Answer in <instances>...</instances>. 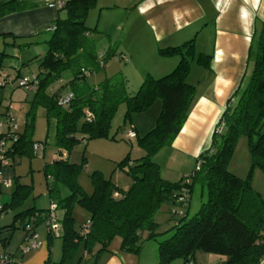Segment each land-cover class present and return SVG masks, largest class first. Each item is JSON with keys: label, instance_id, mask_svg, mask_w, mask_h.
Instances as JSON below:
<instances>
[{"label": "trees", "instance_id": "trees-1", "mask_svg": "<svg viewBox=\"0 0 264 264\" xmlns=\"http://www.w3.org/2000/svg\"><path fill=\"white\" fill-rule=\"evenodd\" d=\"M95 5L96 0H67L59 8L64 16L53 23L54 30L49 32L23 129L11 141L10 159L15 153H33L32 145L36 142L31 136L37 106L45 109L48 126L54 122L53 141L58 156L91 138L115 139L109 134L120 104L126 107L123 124L127 127L133 114L145 112L156 100L161 101V107L146 133L140 136L135 133L133 140L122 137L142 151L138 159L127 156L120 163L131 178L125 191L94 171L89 175L92 191L86 193L77 182L83 161L70 163L67 158L57 157L44 164L43 173L50 179L49 194L57 208L63 210L61 259L53 264L70 263L79 244L88 254L99 246L95 256L106 251L115 236L121 238L122 251L137 255L143 231H148L149 239L156 238L158 225L154 216L164 202L181 205L183 209L181 214L173 212L175 223L170 234L157 241V264H172L176 259L183 264L192 263L196 252L222 256L225 258L222 264H260L264 259V200L252 187L250 174L253 168L264 169V24L252 36L249 49L252 69L236 103L231 104V98L227 100L209 145L195 158L194 169L177 181H168L161 177L154 156L171 146L194 103L196 88L187 82L191 64L210 69L211 56L197 52L194 39H190L178 46L159 49L162 55H176L178 63L159 78L146 75L132 95L121 72L90 85L87 78L103 68L107 60L115 57L128 60L125 54L114 52L116 43L108 45L103 54H97L98 39L107 35L86 25L88 12ZM25 7L21 0L2 1L0 17ZM67 73L70 79L50 91ZM68 92L73 94L72 99L60 106L58 97ZM237 93L238 90L232 96ZM86 111L91 114L90 121L86 120ZM242 136L247 139L251 157V169L244 178L227 167ZM196 184L201 187L203 199L198 210L189 216V191ZM59 186L65 187L68 194L61 197ZM116 192L121 197H114ZM182 192L187 197L185 204L177 202ZM30 194L31 186L17 183L10 202L0 212L22 205ZM75 206L89 214L90 227L84 235L74 229ZM34 213V209H27L16 216L29 218Z\"/></svg>", "mask_w": 264, "mask_h": 264}, {"label": "crops", "instance_id": "crops-1", "mask_svg": "<svg viewBox=\"0 0 264 264\" xmlns=\"http://www.w3.org/2000/svg\"><path fill=\"white\" fill-rule=\"evenodd\" d=\"M2 1L5 0H0V2ZM21 1L26 5L24 9L0 17V36H6L3 41L6 40L5 44L11 46L7 48V53L16 58V61H11L9 71L4 72L1 70L2 66L0 67V80L4 76L7 78L22 76L25 73L21 72V68L26 63L36 65L30 74L37 72L39 60L46 51V40L49 38H45V27L62 17L64 12L58 8L57 4L63 5L67 0H54V3H49L47 0ZM90 11L95 12V15L97 14L94 27L107 35V38L98 39L97 54H103L108 45L116 43L114 52L125 54L128 59L124 61L126 64L123 66L119 63L122 60L116 59V57L107 60L108 63L106 61L104 67L101 68L103 73L100 74V77L92 76L101 69L92 74L91 77L94 79L92 83L89 82L91 77L87 78L90 85H97L108 75L121 71L127 79V91L132 95L146 75L159 78L170 72L178 63L179 58L176 55H162L159 49L178 46L190 39H194L197 52L211 56L210 69L196 63L191 64L187 82L196 88L195 100L187 119L171 146L163 148L168 150L166 152H168V159L171 162V167L167 169L175 171L173 167L175 164H179L176 173L181 175L180 171L185 167L187 159H195L209 145L212 131L221 111L226 107L227 100L231 98V104H235L247 81L252 69V61L249 59L252 36L257 33L261 24H264V0H96L95 7ZM110 25L116 31L113 35L108 28ZM120 25L121 30L118 31ZM134 67L141 69L136 76L132 74L133 71L131 72L130 69ZM107 68L109 72H107ZM132 76L137 85L134 88L135 84L133 86L128 85ZM4 86L7 84L0 85V88L3 87L2 90L0 89L2 95L5 92ZM9 89L11 90L12 87ZM51 90H55L54 85ZM236 90L238 93L232 96ZM13 98L14 94L12 93L10 99ZM16 100L22 101L19 97ZM8 105L3 107L5 114L6 111L10 112ZM152 106L146 111H150L151 108L155 110L158 107L160 110L161 101L156 100ZM119 107L126 109L125 104H121ZM17 108L22 109L20 103ZM0 113H2L1 110ZM139 114L141 113L132 115L130 128L140 136L152 128L158 114L154 120L151 118L144 121L134 119L135 115ZM112 127L111 122L110 129ZM126 130L127 126H122L110 135L114 136L115 139L119 138L118 135L122 138V133ZM52 132L54 134V129ZM46 142L47 139L43 143ZM11 145V142L8 143V146L11 147ZM131 145L135 153L132 160L138 159L142 156V151L135 143H131ZM61 153L64 154L65 152ZM33 154L35 153L33 152ZM11 159L13 161L15 157L13 156ZM15 164L16 160L14 161ZM44 164L45 162L43 166ZM14 165H10L8 169H5L6 172L4 171L5 177L10 179V185L0 188V211L5 205H8L12 192L16 184L19 183V175ZM168 173L171 172L168 171ZM168 173L162 174L160 167L161 177L173 181L169 180L172 178H169ZM187 174V172H183L182 177L187 176ZM12 180L13 183H11ZM111 181L124 191L131 185V182L123 185L112 177ZM65 189L59 186L61 197L66 195ZM44 197L46 199L48 197L49 206L51 202L56 204V201L49 194L48 188ZM36 203L38 200H33L32 207L30 204L25 207L24 202L18 207L7 208L0 212V254L10 256L12 258L10 264H53L61 259L62 231L58 235L49 234L45 223L40 219L41 217L31 220V217L16 216L27 209H34L35 213H40L42 216L48 209H40L39 207L42 206H37ZM74 210L75 207L73 214ZM84 211L79 212L86 214L84 215V223H86L89 220V214ZM189 211L187 209L188 214ZM56 214L61 219L63 210L56 207ZM24 223L32 225L37 235L36 240L39 242V247L30 248L28 246L25 241ZM82 226L81 224L76 226L74 223V229L77 232ZM98 248L99 246H95L93 251L88 254L84 251L82 244H79L70 263L144 264L140 252L134 255L122 251L121 238L118 236L111 240L106 251L94 256ZM224 259V257L215 254L206 255L208 264H222ZM260 264H264V259L261 260Z\"/></svg>", "mask_w": 264, "mask_h": 264}, {"label": "rangeland", "instance_id": "rangeland-1", "mask_svg": "<svg viewBox=\"0 0 264 264\" xmlns=\"http://www.w3.org/2000/svg\"><path fill=\"white\" fill-rule=\"evenodd\" d=\"M92 13V14H91ZM95 12H88V15L86 17V25L89 27H94L96 23V17L97 14H94ZM62 17L64 14L62 13ZM109 30L111 31V35L115 34V29L110 25ZM121 30V25L118 28V31ZM45 38L49 37V32H44ZM4 35L0 36V66H2L1 70L4 72L9 71L10 63L11 61H16V58L9 55L7 53V48L11 46H7L5 43L6 40L3 41ZM7 39V38H5ZM11 44V43H10ZM16 44H19L16 42ZM42 47V46H41ZM5 49V51H4ZM110 62V61H109ZM108 63V61L106 62ZM119 63L123 66L126 63L122 60L119 61ZM20 67H22V64H20ZM36 67L35 64L26 63L21 68V72L25 73L26 75L30 74V71H32ZM133 75L136 76L139 71V68H130ZM107 72H109L107 68ZM121 72V71H120ZM103 73V69L101 71L99 70L97 74H94L93 76L90 75V77H94L97 75V78L100 77V74ZM122 73V72H121ZM23 74V75H25ZM111 74V73H110ZM113 74V73H112ZM15 75V74H13ZM110 76V75H108ZM70 74H65L64 77L54 84V88H58L61 84L65 83L67 80L70 79ZM91 77L89 79V82L92 83L94 79ZM128 85L136 87V80L131 77ZM127 80V79H126ZM9 87H12L10 90ZM5 92L4 94H0V110L2 113H0V121L4 124L2 129H5V121H6V115L3 107L5 108L6 104H9L7 107L10 109L11 115L14 117L16 124L18 125V130L22 131V128L24 126L26 112L29 109V102L31 101L33 97V91L31 90H25L24 88L18 86L13 80L10 83H7V86H4ZM1 90L3 87L0 88ZM14 94V98L11 100L10 96L11 94ZM21 98L22 101L19 102L16 99ZM24 100L25 103H22ZM19 103L21 104V110L17 107L19 106ZM121 105V104H120ZM153 107V106H152ZM24 109V111H23ZM156 110V111H155ZM151 108L150 111L142 112L139 115H135L134 119L136 120H146V119H153L155 118L156 114L159 112V107L157 109ZM7 112V111H6ZM125 109L122 107H117V110L115 111V115L113 117V127L110 129V133L113 134V132L119 128L124 126L123 124V116H124ZM34 128L32 133V140H38L35 142H39V148L38 151L35 154H18L15 153L14 157L15 159L10 160L9 165H14V161L16 160V164L14 165L17 169V174L19 175V184L20 185H28L31 186V195L25 200V207L30 204V207L33 205V200H38L37 206L40 209H49V203H48V197L47 199L44 197L46 195V186L47 182H50L49 178H46L42 167L43 163H50L52 160V157L55 153H57V149L53 144V129H54V122H51V125L48 126L47 120L45 117V109L42 106H37L35 108V115H34ZM130 127H127V130ZM126 130V131H127ZM120 134V133H119ZM110 135V134H109ZM123 135V133H122ZM111 136V135H110ZM119 138L116 139H110V138H91L86 141V143H78L77 145L73 146V148L69 151H61L65 152L64 156L67 158V160L70 163H82L84 162L83 171L78 175L77 182L79 186L87 193H90L92 191V184L90 181L89 175L93 173L94 171L100 172L105 178H114L117 179L120 183L123 185L129 184L131 182V178L126 174L124 168H122V165L120 164L127 156L129 158L135 156L134 148L130 144L129 141L120 138V135H118ZM47 139L46 143H43ZM44 145V146H43ZM168 150H162L160 151L155 157L154 161L161 167L162 174H166L169 176V180L175 181L176 179L179 180L182 178V173H190L195 166V159L194 158H188L187 163L185 164V167L183 170L180 171L181 175H178L179 173H176V170L178 169L179 164H175L173 167V170H169L167 168L171 167L170 160L168 159ZM184 165V164H183ZM228 170L233 172L234 174L240 176V177H246L251 169V157L250 152L248 148L247 139L245 137H239L235 146L233 153L228 161ZM8 169V167H7ZM181 169V168H180ZM6 172V170H4ZM187 174V175H188ZM251 185L252 187L259 192L262 200H264V169L260 168H253L251 172ZM177 176V177H176ZM176 180V181H177ZM13 183V180L11 181ZM61 188L63 186H60ZM65 189V187H64ZM66 194H68V190H66ZM33 192V194H32ZM190 198L188 199V210L189 216L193 215L199 208L201 202H202V190L200 185L196 184L192 187V190L189 191ZM43 204L41 205L40 203ZM47 206V207H46ZM81 209V210H78ZM183 209L181 205H174L170 202H164L159 210L156 212L154 216V221L157 223L158 228L156 230V238L155 239H149L148 231H143L141 233L140 238V255L141 259L144 260V264H157V241L163 240L170 234V230L174 226L175 220L172 219L173 212L180 213L179 211ZM79 211H84L79 206H75L74 210V223H76V226L79 224L84 225V215L85 213H80ZM85 212V211H84ZM83 215V216H82ZM179 217V216H178ZM177 217V218H178ZM84 223V224H83ZM206 253L204 252H196L194 255V258L192 260V264H208L206 262ZM172 264H183L181 259H176ZM214 264V263H212Z\"/></svg>", "mask_w": 264, "mask_h": 264}, {"label": "built area", "instance_id": "built-area-1", "mask_svg": "<svg viewBox=\"0 0 264 264\" xmlns=\"http://www.w3.org/2000/svg\"><path fill=\"white\" fill-rule=\"evenodd\" d=\"M49 3H54V0H47ZM58 8L62 7V4H57ZM54 30V25L50 24L45 27L46 32H52ZM14 81L18 86L24 88L25 90H35L37 85V75L36 73H32L29 75H22L18 77L13 78H7V76L0 80V85L10 83L11 81ZM73 94L71 92L65 93L63 95H60L57 99V103L60 106H64L72 99ZM6 121H5V129H2L4 124L0 121V188L1 187H8L10 185V179L6 178L4 175V170L9 167L10 157H9V151L10 146H8V143L13 141L16 138V132L18 131V125L15 122L14 117L11 115L9 111L6 112ZM86 120H91V114L90 112H85ZM135 132L132 129H129L125 131L122 135L125 139L133 140L135 138ZM39 143L36 142L32 145L33 152L36 153L39 148ZM65 158L64 154L61 156H58L57 153L55 154L54 158ZM114 197H121L120 193H114ZM187 200L185 192H182L179 197L177 198V202L185 204V201ZM56 207L57 205L54 202L50 203L49 209L40 216V213H34L31 216L32 219H37L38 217H41L40 219L45 223L46 229L49 234L58 235V233L61 231V224L60 219L56 214ZM181 214L182 210L179 211ZM90 227V221L87 220L86 223L82 226L80 233L81 235H84L88 232ZM25 241L27 242L28 246L30 248H36L39 247V242L36 240L37 235L30 223L25 224ZM12 263V258L6 254H0V264H10ZM72 264V263H70ZM192 264V263H188Z\"/></svg>", "mask_w": 264, "mask_h": 264}]
</instances>
